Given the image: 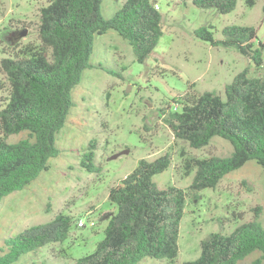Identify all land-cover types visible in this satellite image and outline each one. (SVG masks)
Instances as JSON below:
<instances>
[{
    "label": "rangeland",
    "instance_id": "374dc122",
    "mask_svg": "<svg viewBox=\"0 0 264 264\" xmlns=\"http://www.w3.org/2000/svg\"><path fill=\"white\" fill-rule=\"evenodd\" d=\"M125 0H101L100 13L110 19ZM48 0H0V60L12 57L25 45H40L39 11ZM161 14L162 36L143 63L135 60L132 47L116 32L95 35L89 59L92 68L82 72L72 90L71 107L64 127L55 136L56 157L48 169L24 189L0 203V247L31 226L47 223L58 214L72 218L67 240L48 244L20 258L15 264H72L91 253L102 240L107 220L116 212L109 203V189L130 174L142 159L153 161L168 155L171 164L155 175L158 188L173 185L186 194L180 221L178 256L172 263L144 258L138 264H182L196 259L200 242L211 233L229 234L237 226L258 220L264 228V170L254 161L227 174L213 189L191 190L193 171L186 159L226 157L229 142L219 137L201 148L177 140L164 117L187 96L204 92L224 95V88L246 69L264 78L262 65L255 67L235 48L212 46L197 39L194 31L206 27L216 41L231 25L256 30L264 43V0H236L228 14L199 9L192 0H152ZM24 32V36L20 33ZM0 110L6 103L7 82L0 71ZM26 133L7 138L10 143ZM90 143L94 146L96 172L80 166ZM127 151L125 154H120ZM113 155H118L111 159ZM240 264H264L259 253Z\"/></svg>",
    "mask_w": 264,
    "mask_h": 264
},
{
    "label": "trees",
    "instance_id": "16d2710c",
    "mask_svg": "<svg viewBox=\"0 0 264 264\" xmlns=\"http://www.w3.org/2000/svg\"><path fill=\"white\" fill-rule=\"evenodd\" d=\"M192 4L228 14L236 0H192ZM100 5L101 0H48L39 11L40 45H25L14 56L0 60L8 86L0 110V203L29 185L48 169V160L58 155L55 136L73 106L72 90L82 72L93 67L89 59L94 36L116 32L132 47L138 63L145 61L162 36V17L152 0H125L110 19L101 16ZM194 35L214 47L235 48L255 67L262 65L264 43L256 42L253 27L227 26L221 41L214 40L206 27L196 29ZM176 104L164 122L177 140L201 149L219 137L232 146L226 157L186 159V168L193 171L191 190L213 189L249 161L264 170V78L252 77L244 69L225 86L223 96L207 91ZM20 133L26 137L7 141ZM93 147L90 143L80 161L89 173L98 169ZM170 164L168 155L153 161L142 159L109 189L108 201L116 212L108 218L94 250L72 264L176 260L186 194L173 185L158 188L153 181ZM71 225L70 216L58 214L47 223L24 229L3 242L0 264H15L48 244L65 242ZM253 253L264 258V228L258 220L242 223L229 234H209L200 242L199 256L182 264H240Z\"/></svg>",
    "mask_w": 264,
    "mask_h": 264
},
{
    "label": "water",
    "instance_id": "95a60500",
    "mask_svg": "<svg viewBox=\"0 0 264 264\" xmlns=\"http://www.w3.org/2000/svg\"><path fill=\"white\" fill-rule=\"evenodd\" d=\"M25 35V33L24 32H22V33H20V36H24ZM125 153H127V151H124V152H122V153H120V154H125ZM118 155H113L112 157H111V159H114V158H116Z\"/></svg>",
    "mask_w": 264,
    "mask_h": 264
},
{
    "label": "built area",
    "instance_id": "2783aa9c",
    "mask_svg": "<svg viewBox=\"0 0 264 264\" xmlns=\"http://www.w3.org/2000/svg\"><path fill=\"white\" fill-rule=\"evenodd\" d=\"M155 8L157 9L156 5H155Z\"/></svg>",
    "mask_w": 264,
    "mask_h": 264
}]
</instances>
